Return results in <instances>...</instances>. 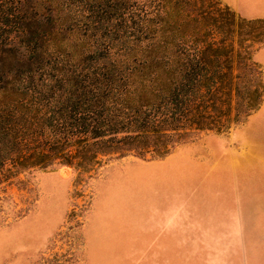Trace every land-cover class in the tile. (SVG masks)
I'll list each match as a JSON object with an SVG mask.
<instances>
[{"label": "trees", "instance_id": "trees-1", "mask_svg": "<svg viewBox=\"0 0 264 264\" xmlns=\"http://www.w3.org/2000/svg\"><path fill=\"white\" fill-rule=\"evenodd\" d=\"M255 22L219 0H0V178L226 129L262 100L233 98L240 58L259 79Z\"/></svg>", "mask_w": 264, "mask_h": 264}, {"label": "rangeland", "instance_id": "rangeland-1", "mask_svg": "<svg viewBox=\"0 0 264 264\" xmlns=\"http://www.w3.org/2000/svg\"><path fill=\"white\" fill-rule=\"evenodd\" d=\"M219 1L264 17V0ZM254 25L259 79L247 81L240 58L233 98L256 84L262 100L226 129L161 157L109 153L89 171L58 164L0 178V264H264V25ZM100 222L130 239H91Z\"/></svg>", "mask_w": 264, "mask_h": 264}, {"label": "crops", "instance_id": "crops-1", "mask_svg": "<svg viewBox=\"0 0 264 264\" xmlns=\"http://www.w3.org/2000/svg\"><path fill=\"white\" fill-rule=\"evenodd\" d=\"M89 232H90L89 237H91V239H107L108 241L112 240L110 242H113V241L116 242L117 240L123 242V241H125L124 239H128V238L130 239V237L127 238L126 236L116 238L114 235L111 234L112 233L111 230L109 228H106V224L102 223V222L92 223V226L90 227ZM161 233H163V232H161ZM157 234L158 235H156V236L161 235L159 233H157ZM163 237H164V235H163ZM165 237L167 239L168 238H172V239L178 238V237H172V236L171 237L165 236ZM145 238H140V239H145Z\"/></svg>", "mask_w": 264, "mask_h": 264}]
</instances>
